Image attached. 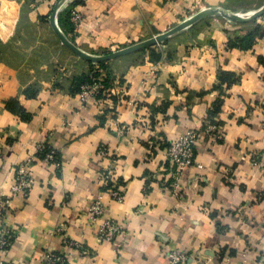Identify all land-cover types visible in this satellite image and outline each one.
<instances>
[{
	"label": "crops",
	"instance_id": "0c3cea01",
	"mask_svg": "<svg viewBox=\"0 0 264 264\" xmlns=\"http://www.w3.org/2000/svg\"><path fill=\"white\" fill-rule=\"evenodd\" d=\"M56 1L0 0V201L14 232L6 258L47 264L56 253L63 264H167L165 255L179 250L186 264H264V172L252 163L264 148V36L247 37L264 31V15L244 29L214 15L96 66L57 37L49 20ZM233 2L240 0H68L55 23L82 51L98 54ZM72 9L83 16L78 27L68 21ZM93 74L105 90L85 105L80 87ZM11 102L23 113L9 110ZM206 121L221 139L205 134ZM189 130L198 132L196 164L175 195L166 146ZM41 143L57 151L59 168L38 157L32 190L10 197L15 167ZM101 147L108 159L98 156ZM112 186L123 188L122 202L108 194ZM98 197L105 210L92 221ZM105 219L123 234L98 243Z\"/></svg>",
	"mask_w": 264,
	"mask_h": 264
},
{
	"label": "built area",
	"instance_id": "2783aa9c",
	"mask_svg": "<svg viewBox=\"0 0 264 264\" xmlns=\"http://www.w3.org/2000/svg\"><path fill=\"white\" fill-rule=\"evenodd\" d=\"M69 21L74 27H78L83 22V16L76 9H72L69 12ZM104 90V79L100 75H90L89 81L80 87L79 97L82 103L86 105L91 100L96 101L97 98L104 93ZM204 130L207 135L218 134L219 132L218 128L211 124L210 121H206ZM217 138L221 139V135L218 134ZM198 140V132L189 130L178 136L175 140L170 141L166 146L168 162L173 169L170 190L175 195H179L181 191L180 176L185 172V170L196 164L194 150ZM150 144H153V142L151 141ZM97 154L103 159H108L110 156L105 147L99 148ZM38 157L41 158L45 165H53L56 169L59 168L57 151L50 146L49 143L38 144L35 147V155L15 167L14 182L9 192L10 197L20 195L24 196L32 190L35 183L32 174V166L34 160ZM252 163L258 165V167L264 172V148L259 154V158L252 159ZM197 166L201 168L200 165ZM104 172L107 173H103L101 179L107 187L110 183H113L112 174L106 170ZM107 192L113 200L117 202L123 201V188L120 186H116L115 188L112 186L107 190ZM101 200L102 198L98 197L97 200L92 202L90 208L88 209V215L92 221L98 220L104 213L105 209ZM8 212L9 209L6 201H0V223L3 225V228H0V264H13L11 260L6 258V253L14 237L13 230L4 225ZM122 234L123 230L120 226L111 220L105 219L99 226L97 242H114L115 239ZM66 245L79 249L83 255L89 254L90 251L81 242L70 241L66 242ZM165 257L167 264H186L189 262V256L185 252L179 250H172L168 252ZM45 259L47 264H63L64 260L63 255L56 253L48 254Z\"/></svg>",
	"mask_w": 264,
	"mask_h": 264
},
{
	"label": "water",
	"instance_id": "95a60500",
	"mask_svg": "<svg viewBox=\"0 0 264 264\" xmlns=\"http://www.w3.org/2000/svg\"><path fill=\"white\" fill-rule=\"evenodd\" d=\"M68 0H57L54 4L52 13L50 15V23L52 25V28L54 30V32L56 33L57 37L59 38V40L61 41V43L67 47L70 51H72L76 56H78L79 58L90 62L92 64H100V63H105V62H109L112 60H115L119 57L122 56H126L129 55L131 53L143 50V49H147L149 47H152L154 45L163 43L165 40H167L169 37L173 36L174 34L183 31L184 29L188 28L189 26L193 25L194 23L214 16L216 14H219L220 16H222L223 18H225L226 20L235 22V23H249L257 18H260L261 16L264 15V4L258 8L257 10H255L254 12L250 13L248 16H240L236 13L234 14H228L226 12H224L223 10L220 9H205L202 10L200 12H198L197 14L193 15L192 17H190L188 20H185L184 22L178 24L177 26H174L173 28L169 29L168 31L158 34L152 38L146 39L144 41L132 44L130 46L124 47L120 50L111 52L109 54H105V55H91L88 54L84 51H82L80 48H78L73 42H71L68 38H66V36L58 29L56 23H55V18L58 15L57 13L59 12L60 8L67 2Z\"/></svg>",
	"mask_w": 264,
	"mask_h": 264
},
{
	"label": "rangeland",
	"instance_id": "374dc122",
	"mask_svg": "<svg viewBox=\"0 0 264 264\" xmlns=\"http://www.w3.org/2000/svg\"><path fill=\"white\" fill-rule=\"evenodd\" d=\"M264 4V0H240V2H233V4L231 3L228 7H225V12L228 14H239V15H249L250 13L254 12L255 10H257L258 8H260L262 5ZM218 19L224 21V22H228L230 24H232L233 26H235L236 29H241V28H247L248 26L251 25V23L254 22L255 24V20L249 22V23H235L229 20H226L225 18H223L222 16H220L219 14H216ZM212 17V16H211ZM210 18L209 20L212 21V18ZM130 46V45H129ZM127 47V46H126ZM111 52H103V53H98V54H91V55H105V54H109ZM94 65H98V64H94Z\"/></svg>",
	"mask_w": 264,
	"mask_h": 264
},
{
	"label": "trees",
	"instance_id": "16d2710c",
	"mask_svg": "<svg viewBox=\"0 0 264 264\" xmlns=\"http://www.w3.org/2000/svg\"><path fill=\"white\" fill-rule=\"evenodd\" d=\"M68 21H69V13H68ZM72 25V24H71ZM264 36V31H261L260 28H256L255 30H253L251 33H249V35L247 36L248 39H254V38H260ZM245 42V41H243ZM98 66H103V63L98 64ZM96 76V74H93ZM89 81V80H88ZM104 84H105V80H104ZM105 87V86H104ZM7 108L11 111L14 112H20L23 113V110L21 107H19L18 105L14 104V103H7ZM214 116V112L211 114H208L207 119L210 120L212 117ZM212 120V119H211ZM205 127V126H204Z\"/></svg>",
	"mask_w": 264,
	"mask_h": 264
},
{
	"label": "bare ground",
	"instance_id": "6f19581e",
	"mask_svg": "<svg viewBox=\"0 0 264 264\" xmlns=\"http://www.w3.org/2000/svg\"><path fill=\"white\" fill-rule=\"evenodd\" d=\"M241 16V15H240ZM244 17V16H243ZM246 17V16H245Z\"/></svg>",
	"mask_w": 264,
	"mask_h": 264
}]
</instances>
